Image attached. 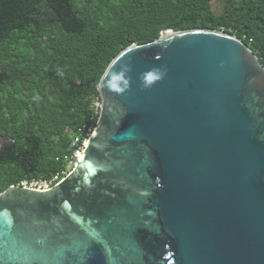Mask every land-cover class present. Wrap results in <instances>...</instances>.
<instances>
[{"label":"water","instance_id":"water-1","mask_svg":"<svg viewBox=\"0 0 264 264\" xmlns=\"http://www.w3.org/2000/svg\"><path fill=\"white\" fill-rule=\"evenodd\" d=\"M178 26L110 61L62 181L0 191V264H264V64Z\"/></svg>","mask_w":264,"mask_h":264},{"label":"trees","instance_id":"trees-1","mask_svg":"<svg viewBox=\"0 0 264 264\" xmlns=\"http://www.w3.org/2000/svg\"><path fill=\"white\" fill-rule=\"evenodd\" d=\"M0 0V191L50 177L95 127L97 85L110 61L163 29L209 28L242 38L264 64V0Z\"/></svg>","mask_w":264,"mask_h":264},{"label":"built area","instance_id":"built-area-1","mask_svg":"<svg viewBox=\"0 0 264 264\" xmlns=\"http://www.w3.org/2000/svg\"><path fill=\"white\" fill-rule=\"evenodd\" d=\"M97 102H95V107L97 111ZM93 127L89 125H82L81 127L78 128L77 134L74 137L71 147L74 149L73 154H65L63 157L58 156L57 160H64L67 165L65 168H62L61 170L57 171L55 174H53L50 177H33V178H26L24 179L20 185H23L25 187H29L35 190H43L45 188H49L50 186L59 183L62 181V179L65 178V176L72 170L74 165L76 164L79 154H80V149L89 136L90 132L92 131Z\"/></svg>","mask_w":264,"mask_h":264},{"label":"rangeland","instance_id":"rangeland-1","mask_svg":"<svg viewBox=\"0 0 264 264\" xmlns=\"http://www.w3.org/2000/svg\"><path fill=\"white\" fill-rule=\"evenodd\" d=\"M223 4H224L223 0H214V2H213V10L216 13H220L223 10Z\"/></svg>","mask_w":264,"mask_h":264}]
</instances>
